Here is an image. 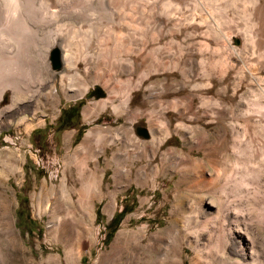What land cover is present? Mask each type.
I'll return each instance as SVG.
<instances>
[{"label":"rangeland","instance_id":"rangeland-1","mask_svg":"<svg viewBox=\"0 0 264 264\" xmlns=\"http://www.w3.org/2000/svg\"><path fill=\"white\" fill-rule=\"evenodd\" d=\"M22 1L17 12L0 0V88L12 85L0 102V264H125L164 243L179 264H235L238 227L264 262V0ZM131 19L132 112L84 114L118 104L127 82L109 66L96 82L73 74L82 96L21 105L51 69L49 44L77 66L99 48L110 61L127 52ZM142 226L130 249H111Z\"/></svg>","mask_w":264,"mask_h":264},{"label":"bare ground","instance_id":"bare-ground-1","mask_svg":"<svg viewBox=\"0 0 264 264\" xmlns=\"http://www.w3.org/2000/svg\"><path fill=\"white\" fill-rule=\"evenodd\" d=\"M12 4H13V10L17 11L18 9L21 8V6L23 5V1L22 0H11ZM69 4V3H68ZM67 8V6H66ZM69 9V8H68ZM73 9V8H72ZM12 10V11H13ZM19 11V10H18ZM17 11V12H18ZM21 11V10H20ZM61 11V10H59ZM23 12V10H22ZM120 12V11H119ZM16 13V12H15ZM20 13V12H19ZM52 13V12H51ZM63 13V12H62ZM18 14V13H17ZM29 14V13H28ZM60 15V14H59ZM54 16V15H53ZM118 16V15H117ZM65 17V16H64ZM121 17V16H119ZM54 18V17H53ZM8 19V18H7ZM58 19V18H57ZM62 19H64L62 17ZM43 20H45L43 18ZM55 20V19H53ZM18 20H16L15 22H17ZM56 21V20H55ZM125 21V20H124ZM12 22V21H11ZM24 22V21H23ZM22 22V23H23ZM51 22V21H50ZM116 23H120L119 22V18H117V20L115 21ZM6 23V22H5ZM14 23V22H13ZM18 23V22H17ZM117 24V25H118ZM127 24V23H126ZM18 25V24H17ZM6 26V25H5ZM16 26V25H15ZM14 26V27H15ZM20 26V25H19ZM22 26V25H21ZM12 27V26H11ZM25 27V26H24ZM23 27V28H24ZM120 27V26H119ZM118 27V28H119ZM5 28V27H3ZM29 28V27H28ZM9 29V28H8ZM58 29V28H57ZM69 29V28H68ZM10 30V29H9ZM9 30H4V32H2V36L3 34H7L9 35V33H7L6 31ZM22 30V28H21ZM28 30V29H27ZM13 32V31H12ZM1 33V32H0ZM21 33V32H20ZM129 36L126 41L129 44L128 49L126 50V53H123V51H118V54L110 60H107V56L106 54L101 50V48H99L97 51L90 53L88 50L84 52L82 58H81V66H77V64L75 63V61L72 59V56L70 55L69 51H68V47L66 45H63V47H58L55 48L56 44L55 43H51L49 44L46 49L43 51L44 53V57L46 58V56L48 55V49H56L57 50V62H58V67H53L51 65V69H47L46 68V77L45 79H43L42 81L39 82V84L37 85L36 89L33 90L32 94L26 95V99L25 97L23 98V101L21 102V105L24 107H28V105L35 101V100H39L40 96H43L45 98H48L49 100H55L58 101L60 96H64L67 99H71V98H75L77 96H82L85 91L87 90V86L88 85H84L78 92H76L75 94H72L71 88H70V81L73 79L72 76L73 74H77L80 75L84 80H92L93 82L98 81L100 78H104V74L105 72L108 70L107 67H112L114 69L113 73L111 74L112 76L108 79H113V81H116L117 83L122 82V80H124L125 82H127V86L122 89V93L120 94L119 98H118V104H113L110 101L104 99V100H99L98 102H95L93 106H88L85 108L84 110V114L87 111H90L91 114L92 113H97L99 111H101L107 104H109L114 111L116 110L117 113H123L126 111L131 110L130 112H132L131 106L129 105V102L132 98L131 92L133 90H135V88L138 87V84H134V80L132 77L133 72L136 70V66H137V56H138V45H139V39L135 34V28H134V23H133V19H131L130 23H129V30H128ZM11 34V33H10ZM18 34V33H17ZM26 34V32H25ZM16 35V34H15ZM128 35V34H127ZM21 36V35H20ZM62 36V35H61ZM116 36H118L116 34ZM71 37V36H70ZM1 38V37H0ZM14 38V37H13ZM121 38V37H120ZM20 40V39H19ZM114 40H118V37ZM18 41V40H17ZM143 41V39H142ZM21 42V41H20ZM145 42V41H144ZM171 42V41H170ZM49 43V41H48ZM125 43V42H124ZM158 43V42H157ZM160 43V42H159ZM173 43V42H172ZM20 44V43H19ZM18 44V45H19ZM146 44V43H145ZM144 45V44H143ZM143 45L141 47H143ZM126 46V45H125ZM162 46V45H161ZM159 46V47H161ZM20 47V46H19ZM140 47V49H142ZM158 47V44H157ZM71 48V47H70ZM119 48V47H118ZM192 48V47H191ZM146 49V48H145ZM162 49V48H161ZM195 50V48H193ZM193 50V51H194ZM20 51V50H19ZM192 51V53H193ZM165 52V51H164ZM111 53V51L109 52ZM49 55H50V51H49ZM17 57V55H15ZM111 56V55H109ZM43 57V58H44ZM48 57V56H47ZM172 57V56H171ZM176 58V56H174ZM75 58V57H74ZM202 58V57H201ZM16 59V58H15ZM110 59V58H109ZM10 60V59H9ZM13 60V58H12ZM17 60V59H16ZM22 60V59H21ZM204 60V59H203ZM11 61V60H10ZM18 61V60H17ZM45 61V60H44ZM49 61V60H48ZM175 61V60H174ZM205 61V60H204ZM18 63V62H16ZM192 63V62H191ZM196 63V62H194ZM193 63V64H194ZM198 63V61H197ZM200 63V62H199ZM4 64V63H2ZM9 64V63H8ZM13 64V63H11ZM21 64V63H20ZM7 65V64H6ZM192 65V64H191ZM195 65V64H194ZM17 67V66H16ZM13 66V68H16ZM108 67V68H109ZM200 68V67H199ZM211 68V65H210ZM2 69V68H1ZM193 69V68H192ZM4 71V69H3ZM6 71V70H5ZM11 71V70H10ZM14 71H17L14 70ZM19 71V70H18ZM57 71V72H56ZM8 72V71H7ZM56 72V73H55ZM18 73V72H16ZM20 73V72H19ZM123 74H127L126 78H122L121 76ZM75 76V75H74ZM108 76V75H107ZM78 77V76H77ZM16 80V79H15ZM82 80V79H81ZM8 82V81H5ZM18 82V81H17ZM124 82V83H125ZM9 83H7V85L3 86L0 88V102L2 99V96L4 94V92L6 91V89H11L10 86L12 85H8ZM112 84V82H111ZM16 86V85H15ZM114 86V85H113ZM138 90V89H137ZM224 90V87H223ZM222 90V91H223ZM12 91V90H11ZM152 91V90H151ZM19 92V91H18ZM17 92V93H18ZM149 92V91H148ZM157 91H153L151 92V94H155ZM16 94V93H15ZM22 94V93H21ZM14 97V96H13ZM15 98V97H14ZM13 98V99H14ZM209 98V97H208ZM20 99V98H19ZM204 99V98H201ZM19 101V100H18ZM15 102V101H14ZM17 102V101H16ZM54 102V101H53ZM12 103V101H11ZM20 103V102H19ZM34 103V102H33ZM17 104V103H16ZM32 104V103H31ZM212 104V103H211ZM216 104V103H215ZM214 104V105H215ZM218 104V103H217ZM14 105V103H13ZM32 106V105H31ZM13 107V106H11ZM226 107V106H225ZM216 108V107H215ZM218 108V107H217ZM224 108V107H223ZM7 110H11L9 107L7 108ZM225 110V109H224ZM184 111V110H183ZM227 112V111H226ZM225 112V113H226ZM131 116V115H129ZM230 116V115H229ZM133 118V117H132ZM165 122L168 124V120H165ZM32 127V126H31ZM174 130L176 131V133H182V129L179 125H175ZM149 132H151V128L149 130ZM154 139V138H153ZM200 141V140H199ZM176 153V152H175ZM174 153V154H175ZM167 154V153H166ZM177 154V153H176ZM172 157V156H171ZM178 157V156H177ZM176 157V160H177ZM175 160V159H174ZM201 195V194H200ZM112 203V202H111ZM114 204V203H113ZM112 205V204H109ZM202 206V205H201ZM199 206V207H201ZM198 207V209H199ZM202 209V208H201ZM205 209V208H204ZM203 209V210H204ZM200 210H198L199 212ZM209 215V214H208ZM202 216V215H201ZM206 216V215H205ZM228 217V216H227ZM127 220V219H126ZM241 220V218L239 219ZM125 223V222H124ZM238 223V222H237ZM243 224V222H242ZM237 225V224H236ZM235 225V226H236ZM229 226V225H228ZM246 227V226H245ZM243 228V227H242ZM144 231L143 226L138 228L137 230H134L133 232L127 233L124 232L123 230L120 231L112 245H111V249L117 253L118 255L121 252V248L122 250L125 249H130V246L132 244V240L133 239H137V237L139 236V234H141ZM250 233V232H249ZM233 239L236 241V247H235V252L240 254V256L243 257L244 261H239V262H235V264H264V262L261 261V256H259L258 252L255 251L254 248V243L253 240L251 239L250 235H248L246 229L242 230L239 229V227L237 229H235V231L233 232ZM141 237V236H140ZM159 241V240H158ZM163 241V240H162ZM161 242V241H160ZM159 242V243H160ZM168 242V241H167ZM171 242V241H169ZM134 243V242H133ZM162 243V242H161ZM120 244V245H118ZM165 244V245H164ZM162 247L160 246H148V247H144V248H140L142 249L139 253V255H134L130 252V250L127 252V257H126V263L125 264H179V260H178V253H177V249H176V245L174 246L172 243L168 244V243H164ZM125 245V246H123ZM143 246V245H142ZM232 247V246H231ZM133 250V249H132ZM139 251V250H138ZM137 252V251H136ZM179 252V251H178ZM135 253V252H134ZM262 255V254H261ZM121 256V255H120ZM75 257H78V254H75ZM241 259V258H240ZM125 260V259H124ZM243 262V263H242Z\"/></svg>","mask_w":264,"mask_h":264},{"label":"water","instance_id":"water-1","mask_svg":"<svg viewBox=\"0 0 264 264\" xmlns=\"http://www.w3.org/2000/svg\"><path fill=\"white\" fill-rule=\"evenodd\" d=\"M57 55H58V53H57V50L56 49H52L51 50V52H50V58H51V61H52V66L53 67H58V62H57Z\"/></svg>","mask_w":264,"mask_h":264}]
</instances>
